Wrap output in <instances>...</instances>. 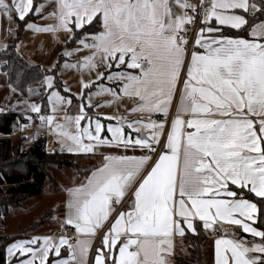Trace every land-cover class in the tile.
I'll use <instances>...</instances> for the list:
<instances>
[{
  "label": "snow or ice",
  "instance_id": "1",
  "mask_svg": "<svg viewBox=\"0 0 264 264\" xmlns=\"http://www.w3.org/2000/svg\"><path fill=\"white\" fill-rule=\"evenodd\" d=\"M177 6L185 11L176 12ZM42 7H37L36 13ZM196 7L188 0H174V3L170 0H59L58 11L50 13L57 18L55 25H27L36 31L71 32L73 27L83 29L101 14L104 30L90 37L93 43H87V38L79 41L94 51L77 66L96 67L94 61L98 54L105 61L119 63H125L127 57L128 67L139 69L140 74H128L123 92L139 98L132 111L148 114L167 116L186 57L190 55L187 78L183 81L166 145L150 171L142 172L150 160L147 155H107L85 183L68 189L66 223L87 237L103 228L114 211V204H119L132 191L134 200L129 210L118 212L102 238L103 246L112 256V264H169L167 257L173 250L174 234H184L182 223L195 232L193 220L197 217L205 229L227 222L242 226L243 232L254 237L264 238V231L250 223L255 221L260 209L243 195V189L248 188L250 193L264 199V22L254 24L247 39L224 35L220 28L201 27L194 43L203 51L189 53L187 37L182 33H186V25L193 19L188 10L195 11ZM0 8L16 11L23 20L33 10V0H18L11 5L0 0ZM250 8L264 12V8L248 0H212L210 6L204 7L203 21L207 24L214 18L220 26L240 29L248 21L228 10ZM103 75L100 73L98 79ZM114 75L125 78L122 73ZM46 80L51 88L52 77ZM83 87L89 84L84 83ZM103 91L112 90L101 88L96 94ZM50 100L71 103L58 92H53ZM30 109L40 112L36 104H31ZM183 113H189L191 118L185 120ZM252 116L258 118L259 134L255 127L257 121ZM84 119L83 105L81 114L66 117L65 124L55 123L52 115L40 116L43 124H55L58 136L72 141L74 147H69V152H92L96 145L112 143L155 151L153 144H159L165 134V121L137 119L129 124L130 128L135 124L151 132L141 133L137 127V136L133 139L131 133L125 135L121 126L123 118H119L116 126H108L111 140L102 139L100 120L95 121L93 130L90 118H87L89 126L81 127ZM73 124L75 132L70 131ZM185 128L193 130L185 132ZM84 139L89 143H84ZM229 183L239 187V196L237 191L229 189ZM122 236L118 256H113ZM38 240L43 243L39 248L33 247ZM63 245H67L69 257L56 264H70V261L86 264L91 239L78 238L72 244L64 236L58 243L48 236L34 237L9 246L8 252L10 256L30 253V258L21 264H34L37 259L45 264L49 251L59 255ZM215 258L216 264H264V244L247 246L240 240L220 237L215 241ZM105 259L106 254L98 249L95 264H105Z\"/></svg>",
  "mask_w": 264,
  "mask_h": 264
},
{
  "label": "rangeland",
  "instance_id": "2",
  "mask_svg": "<svg viewBox=\"0 0 264 264\" xmlns=\"http://www.w3.org/2000/svg\"><path fill=\"white\" fill-rule=\"evenodd\" d=\"M5 2L11 5L18 0H5ZM58 2V0H33V10L23 20L18 18L16 11L8 12L6 9L0 8V51L7 48L10 43H15L16 50L26 61L41 65L44 77L40 81H33L32 86H44L48 94V107L46 109L40 107L39 113L32 112L30 105L36 103L9 83V73L3 67L5 61L0 60V111L19 114L12 132L0 133V138H10L16 144L21 142V146L27 149L36 138L41 137L45 140L48 152H62L74 160L72 166H52L51 176L46 180L43 192L28 197L20 204L10 208L7 216L0 219V234L2 235H14L19 232L25 234L41 228L46 223H52L58 227L59 223L55 222V214L59 215V212H62L67 189L77 183L76 181H81V177H84L85 173L91 169V165L103 159L104 153L118 147V149L125 150L122 144L113 147L116 144L112 143L96 145L92 152H69L68 148L74 147L72 141L58 136L54 131L55 124L47 126L40 120V116L55 114V123L65 124L66 117L74 118L81 114L83 105L86 119L81 121V127H88L89 120L87 118H90L91 128L94 130L95 121L99 119L103 126L99 134L100 137L111 140L112 133L108 131V126H116L119 123V118L122 117L112 114L113 111L119 110L120 101L117 102V99L113 97L112 92L117 93L116 87L106 83V80H111L108 79L109 75L115 76V79H121L120 76L114 75L116 73L124 75V72L110 70L112 65L119 64V61H105L103 56L98 54L94 61L96 67L77 66L82 62L83 57L90 56L94 51V49L84 47L79 41L87 38V43H93L90 37L99 33L93 29L98 28V31L103 29L101 14L98 13L90 24L85 25L83 29H87V31L74 27L71 32L62 29L36 31L27 27L29 23L39 26L55 25L57 18L50 13L58 11ZM170 3H174V0H170ZM40 6H43L41 11L36 13L35 9ZM258 6L260 7V4ZM175 10L179 13L185 11L178 6ZM257 14V11L252 13L253 16ZM260 22H264V18L257 23ZM18 34H20L19 37H17ZM100 73L104 75L98 79ZM47 77H52L51 88L47 86ZM84 83H88L89 87H83ZM101 88L111 89L112 92L103 91L97 95V91ZM53 92H58L65 98V101L70 100L71 103H54L50 100ZM53 108L56 109L55 112H53ZM28 117L31 119L29 120ZM123 120L121 126L124 128L125 135L131 133L132 138L134 136L135 139L137 136L135 128L129 127L134 119L124 116ZM148 120L150 119H143L145 122ZM70 131H76L74 124ZM142 131H149V129ZM62 142L63 147L61 146ZM83 142L89 143L87 139H84Z\"/></svg>",
  "mask_w": 264,
  "mask_h": 264
},
{
  "label": "trees",
  "instance_id": "3",
  "mask_svg": "<svg viewBox=\"0 0 264 264\" xmlns=\"http://www.w3.org/2000/svg\"><path fill=\"white\" fill-rule=\"evenodd\" d=\"M253 1L264 8L262 0ZM257 13L255 16L252 13H246L248 23L240 29L222 27L221 32L224 35L248 37L251 27L264 18V12L257 10ZM93 30L98 31V28ZM19 36L20 34L17 37ZM0 60L5 61L3 67L9 73V83L40 105L42 109H46L48 107L47 89L44 86H32V83L44 77L41 65L26 61L16 50L15 43H10L7 48L0 51ZM18 116L19 114L14 112L0 111V133H11ZM68 157L62 152H48L45 140L41 137L36 138L27 149L21 146V142L16 144L10 138H0V219L6 217L10 208L20 204L24 199L43 192L45 182L51 176L52 166H72L74 160ZM230 188L237 191L239 196L238 186L230 184ZM243 195L244 198L258 205L260 211H258L256 224L264 231V199L256 197L247 188L243 189ZM207 233V229L201 222L195 223V232L186 230L184 236L187 243L178 252L176 263L206 264L203 243ZM238 233L239 236L247 237L243 232ZM15 238V235L0 234V264H12V261H7L6 250Z\"/></svg>",
  "mask_w": 264,
  "mask_h": 264
},
{
  "label": "crops",
  "instance_id": "4",
  "mask_svg": "<svg viewBox=\"0 0 264 264\" xmlns=\"http://www.w3.org/2000/svg\"><path fill=\"white\" fill-rule=\"evenodd\" d=\"M59 1V0H58ZM248 2L250 4L255 3L253 0H248ZM230 13H234L236 15H242L245 17V19L247 20V14H251L254 13L256 11H253L251 8L247 11L242 10V9H230L228 10ZM256 24V23H255ZM244 26V25H243ZM203 27H213V28H220V30H222V27H229V26H220L217 24V22L215 21V19L213 18L212 21H209L207 24H205ZM104 30V27L101 31H97V32H102ZM211 35V34H208ZM230 36V35H227ZM251 33L249 31V35L248 37H243V36H232V37H241V38H250ZM128 58L126 57V62L125 63H119V64H114L112 65V67L110 68V70L112 71H118V72H124V77L125 78H121V79H115V76L112 77L111 80H106V83H108V85L112 86V87H116V91L117 93H113V97H115V99H117V102L120 101V106L118 107L119 110H115L112 112V114L114 115H121L124 119V116H128L129 118H133L134 121L137 119H150L152 121H156V122H160V121H165V128H164V133L167 136V133L170 131V126H171V121L173 120L174 116L176 115V108L179 105L180 102V95L181 92L183 91V81L187 78V70H186V74L185 77L181 83V86L179 88V90H176V93L173 97L172 100V105L169 109V112L167 114V116L163 115V114H148L146 112H142V111H132L133 108L136 107L137 103L139 102V98H135V97H129L127 95L124 94L123 92V86L124 84L127 82L126 77L128 76V74H133V75H139L140 74V70L139 69H133L128 67V63H127ZM169 114H173V116H171L170 118L168 117ZM184 119L187 120L189 118H191L189 113H183L182 114ZM153 116H156V118H153ZM219 118V117H217ZM254 121H257V123L255 124V127L257 129V132L259 134V125H258V118L256 116H252L251 117ZM124 122V120H123ZM133 122V121H132ZM133 128H137L140 127V131L142 130H148L144 127H141L140 125H132ZM193 129H188L185 128V132L187 131H192ZM151 129H149V131H142V133H148L150 134ZM135 133V132H134ZM136 134V133H135ZM110 136V135H109ZM166 136H161L160 140H159V144H153V148L156 149L157 146L160 145L161 149L159 154L161 153L162 150H164V147L166 145ZM134 139V136H133ZM264 143V142H262ZM116 145H113V147H117L120 144L114 143ZM119 148V147H118ZM111 149L112 151H108L106 153H102L103 159L100 161H96L94 162L93 165H91V169H89L87 171V173H85L84 177H81V181H76L77 183H75L73 186L69 187L73 188L76 186H79L80 184H83L86 182V178L91 174V172L93 170H95L96 168L100 167L103 163H104V157L107 155H116V156H142V155H147L150 157V160L145 164L144 169L142 170V172L144 174H146L147 171H150L151 167L153 166L154 162L158 159V155L155 158L154 161H152L151 163V155L153 151H150L147 148H141L139 146L136 147H125V150H121V149ZM230 184L228 185L229 189L232 190L230 188ZM66 192V201L63 205L62 208V212H59V215L55 214V222L57 221L59 223V226L57 227V225L52 224V223H46L44 225H42L41 228L39 229H35L33 231H30L28 233H15L14 235L16 236V238L7 246V250H6V257H7V261H12V264H21V261L26 260L28 258H30L31 254H25L23 256H21L19 253H15L13 255H9L8 249L9 246L16 244L18 242L21 241H30L32 238L34 237H45L48 236L52 239V241L54 243H58L59 242V238L62 236V232L64 231L65 226L67 225L66 223V219H67V213H68V208H67V201L69 199V192ZM248 189V188H247ZM233 191V190H232ZM126 195H128L129 200L126 206H124L121 210L119 211H128L129 210V206L132 204L134 197L132 194V191H129ZM125 195V196H126ZM223 198H227V197H223ZM247 199V198H246ZM250 200V199H248ZM252 201V200H250ZM254 202V201H252ZM256 203V202H254ZM114 211L113 213L110 215L109 217V221H106L103 228H98L97 232L102 231L101 237L100 239L96 240L94 239V235L91 237H87L83 234H80V236L78 237L79 239H91V246L89 248L88 254H87V258H86V264H95V257L97 255V250H101L106 254V259H105V264H112V256L108 255V249L105 248L102 244V238L103 235L108 231L109 227H110V223L114 222L113 218L118 214L119 211L116 210V205L114 204ZM258 207V205H257ZM57 208V207H56ZM57 210V209H56ZM257 217H258V212L256 214V219L254 222H250L252 223L253 227H256L257 229L263 231V229H261L260 227L257 226L256 221H257ZM196 222H201V224L203 225V222L199 220V218H195L193 220V224L195 227V223ZM182 227H184V234L186 232V230H190L188 229L186 224H181ZM96 232V233H97ZM193 232V231H192ZM207 235L205 237L204 243H203V253H204V257H205V261L206 264H216V258H215V241L216 239L220 238V237H226V238H230V239H236V240H240L241 242L245 243L247 246H251L252 243H256V244H264V238H260V237H254L251 233H245L243 232L242 226H237V225H232L230 223H223L221 224L220 222H218L216 225H214L213 229H207ZM238 232H243L247 235L246 236H239L240 234ZM95 233V234H96ZM180 235L179 233L174 234L173 236V250L171 252V254L168 255L167 259L169 261V264H177L176 263V256L178 254V252L181 250V248L183 246H186L187 243V239L185 238V236ZM239 234V235H238ZM13 235V234H12ZM77 238V239H78ZM77 239H73V238H68L69 243L75 244ZM124 240V237H121V241H118L117 243V247L113 250L112 255L113 256H118V248L120 243ZM43 243L42 240H38L37 243L35 245H33V247L35 248H39L40 245ZM249 255H254V253H249ZM69 257V250L67 245H63L60 248V253L59 255H57L55 253L54 250H50L47 260L45 261V264H56V261L58 260H63V259H67ZM34 264H40L39 259L34 261ZM70 264H75V262L70 261Z\"/></svg>",
  "mask_w": 264,
  "mask_h": 264
},
{
  "label": "built area",
  "instance_id": "5",
  "mask_svg": "<svg viewBox=\"0 0 264 264\" xmlns=\"http://www.w3.org/2000/svg\"><path fill=\"white\" fill-rule=\"evenodd\" d=\"M188 2L190 4L196 5L197 7H196L195 11H193L191 9L188 10V14L193 16V19L189 24L186 25L187 31H186V33H182V35H186V37H187V48H188L189 53H191V51H193V50L203 51V49H201L199 46L195 45L194 41H195L196 37L199 35V29L205 25V23L203 21L204 7L210 6L212 0H188ZM189 62H190V55L188 57H186L185 66L180 73V82L177 84V91L179 90L181 83L185 77ZM53 116H54V118H56L55 114H53ZM171 116H173V114L168 115L169 118ZM153 118H156V116H153ZM160 149H161V147L159 145L156 147L155 151L152 152L151 163H152V161L155 160V158L159 154ZM128 200H129V197H128V195H126L119 204H115L116 210L119 211L124 206H126L128 203ZM102 231L103 230L97 232L94 235L95 241L100 239ZM61 235L64 237L73 238V239H77L80 236V234L77 232L75 227L73 225H68V224L65 226L64 231L62 232Z\"/></svg>",
  "mask_w": 264,
  "mask_h": 264
}]
</instances>
